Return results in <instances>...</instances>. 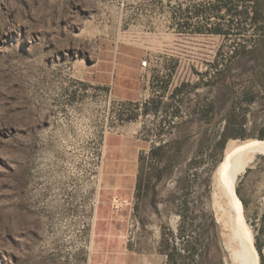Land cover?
<instances>
[{"label":"rangeland","instance_id":"1","mask_svg":"<svg viewBox=\"0 0 264 264\" xmlns=\"http://www.w3.org/2000/svg\"><path fill=\"white\" fill-rule=\"evenodd\" d=\"M225 133L264 140V0H0V264H229ZM236 189L264 264V153Z\"/></svg>","mask_w":264,"mask_h":264},{"label":"bare ground","instance_id":"2","mask_svg":"<svg viewBox=\"0 0 264 264\" xmlns=\"http://www.w3.org/2000/svg\"><path fill=\"white\" fill-rule=\"evenodd\" d=\"M263 153L264 140L230 139L212 174L210 204L222 226L223 246L229 264H261L255 237L246 223L244 203L236 186L240 176Z\"/></svg>","mask_w":264,"mask_h":264},{"label":"built area","instance_id":"3","mask_svg":"<svg viewBox=\"0 0 264 264\" xmlns=\"http://www.w3.org/2000/svg\"><path fill=\"white\" fill-rule=\"evenodd\" d=\"M142 66L143 67H147L148 66V61L147 60L142 61ZM116 201H117V199H116ZM130 203L131 202L129 200H125V201H121L120 204H118V205L130 204ZM118 205H117V207H118Z\"/></svg>","mask_w":264,"mask_h":264},{"label":"flooded vegetation","instance_id":"4","mask_svg":"<svg viewBox=\"0 0 264 264\" xmlns=\"http://www.w3.org/2000/svg\"><path fill=\"white\" fill-rule=\"evenodd\" d=\"M189 13L192 14V12H189ZM187 19L189 20V22H191L190 18H187ZM189 22L185 26H190ZM186 30H187V28H186ZM221 30L222 29L220 28V26H216L213 31H216V32H218L220 34ZM183 33H186V32L184 31Z\"/></svg>","mask_w":264,"mask_h":264},{"label":"trees","instance_id":"5","mask_svg":"<svg viewBox=\"0 0 264 264\" xmlns=\"http://www.w3.org/2000/svg\"><path fill=\"white\" fill-rule=\"evenodd\" d=\"M241 137H243L244 135H240ZM264 137V136H263ZM224 142L226 141V142H228V135L225 133V135H224V140H223ZM225 142V143H226ZM137 187H139L140 188V185L139 184H137Z\"/></svg>","mask_w":264,"mask_h":264}]
</instances>
